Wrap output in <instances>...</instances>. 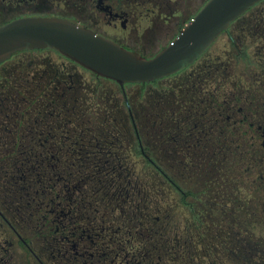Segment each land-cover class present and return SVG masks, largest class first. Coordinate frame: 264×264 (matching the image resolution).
<instances>
[{"label":"trees","instance_id":"obj_1","mask_svg":"<svg viewBox=\"0 0 264 264\" xmlns=\"http://www.w3.org/2000/svg\"><path fill=\"white\" fill-rule=\"evenodd\" d=\"M206 1L183 0L172 21L181 27ZM261 1L236 19L259 22ZM259 52L234 42L229 49L238 62ZM201 57L191 67L208 71L124 89L53 49L18 50L0 62V201L31 248L40 241L46 251L56 240L61 262L63 232L83 228L92 255H73L78 264H264V197L243 169L241 139L232 148L196 120L213 100L214 64L198 66ZM39 130L64 135L40 138ZM57 201L66 215L60 207L47 215Z\"/></svg>","mask_w":264,"mask_h":264},{"label":"flooded vegetation","instance_id":"obj_2","mask_svg":"<svg viewBox=\"0 0 264 264\" xmlns=\"http://www.w3.org/2000/svg\"><path fill=\"white\" fill-rule=\"evenodd\" d=\"M259 6L258 9L263 16L259 22H247L243 19L232 21L228 29L223 30L194 62L183 69V76L191 75L193 70L208 71L206 67L194 69L191 65L213 45L212 50L207 52L208 55H203L198 64V66L202 63L214 64V76L209 83L213 88L211 111L206 109V114L196 116V120L203 117L206 125L208 127L211 125L214 132L219 133L218 138L220 133L223 138H230L228 146L232 145V148L236 136L241 139L237 143L238 152L242 153L245 161L249 163L243 169L248 176H254L252 178L254 185L260 188L264 197V0ZM178 9L183 10V0H0V24L23 15L59 16L86 26L137 53L152 57L176 38L189 23L178 28L177 22L172 21L170 10ZM100 22L110 25L114 32L101 29ZM252 24L253 28L248 30V26ZM245 31L250 33L245 34ZM231 42L237 43L239 48L259 47L260 57L238 62L229 53ZM246 54L254 56L256 53ZM241 63L243 65H239ZM257 64H260V68L256 66ZM203 86L201 81L199 87ZM121 87L125 88L124 85ZM204 94L203 91L199 92L200 96ZM126 104L127 110L133 114L130 103L126 101ZM132 122L136 127L135 117H132ZM186 128H192L191 124H186ZM208 130L210 127L206 131ZM188 132L189 130L186 134ZM136 134L140 149L146 154L137 131ZM37 135L40 138L46 136L55 138L64 134L56 132L48 134L39 130ZM59 207L60 213L66 215V210L64 206H60L59 201L48 209L46 214H56L55 210ZM202 207H205V204ZM55 228L58 230L57 225ZM234 231L235 227L231 233L234 234ZM262 231L260 248L264 249V226ZM73 233L63 232L62 239L67 241L65 240L66 246L62 248L63 260L60 262L56 240L54 246L49 245L46 251L41 248L40 241L31 248L27 243L25 228L19 226L0 201V264H78L74 263L73 255L87 259L92 255L87 249V241L90 240L91 234L83 228L77 235ZM246 240L250 242L249 236ZM48 252H52L50 253L52 259L47 257L43 260L42 256L49 254Z\"/></svg>","mask_w":264,"mask_h":264},{"label":"water","instance_id":"obj_3","mask_svg":"<svg viewBox=\"0 0 264 264\" xmlns=\"http://www.w3.org/2000/svg\"><path fill=\"white\" fill-rule=\"evenodd\" d=\"M258 1L207 0L180 34L152 57L63 17L18 16L0 24V62L18 50L48 48L120 86L148 83L194 62L233 20Z\"/></svg>","mask_w":264,"mask_h":264},{"label":"rangeland","instance_id":"obj_4","mask_svg":"<svg viewBox=\"0 0 264 264\" xmlns=\"http://www.w3.org/2000/svg\"><path fill=\"white\" fill-rule=\"evenodd\" d=\"M101 29H103L104 31H107V32H111L113 33V28L110 27V25H107L106 23L104 22H100V26H99Z\"/></svg>","mask_w":264,"mask_h":264}]
</instances>
